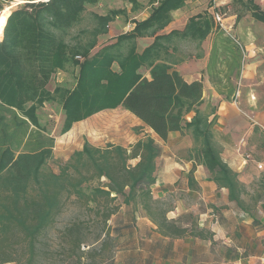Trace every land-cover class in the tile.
Segmentation results:
<instances>
[{
  "label": "trees",
  "instance_id": "trees-1",
  "mask_svg": "<svg viewBox=\"0 0 264 264\" xmlns=\"http://www.w3.org/2000/svg\"><path fill=\"white\" fill-rule=\"evenodd\" d=\"M27 1L30 3L4 13L9 17L0 42V264H10L22 242L29 255L27 264L31 262L36 241L53 224L63 198H72L101 217L104 237L114 234L113 242L120 250L134 245L132 201L150 202L160 145L149 136L139 139L129 151L120 145L109 143L102 148L85 141L58 173L44 172L52 145L39 127L37 109L48 102L62 107V134L80 120L118 107L139 118L161 141L171 132L189 133L195 144L193 160L209 171L215 184L228 190L229 199L240 207L244 204L246 187L223 161L212 139L215 118L208 121L209 115L198 108L203 83L185 81L173 70L176 61L167 51L175 41L203 42L214 26L210 14L189 17L180 32L155 35L186 0H149L155 4L147 18L135 21L131 31L92 52L97 37L106 34L107 24L126 12L123 8L94 14L89 38L82 41L77 37L73 44L65 37L81 20L86 6L100 0ZM129 2L135 5L136 0ZM232 2L244 4L255 20L264 22V13L252 0ZM78 32L77 36L85 33ZM143 36H153L154 41L138 52L136 38ZM232 49L227 39L216 35L209 63L214 64L221 52L232 54ZM237 66L236 62L230 64L232 70ZM69 67L78 70L74 86L57 85L48 91L51 75ZM190 113L194 115L188 121ZM131 159L137 162L131 165ZM260 185L264 187V183ZM122 206L128 210L124 214L120 213ZM112 215L122 216L123 221L111 227L107 223ZM65 231L74 236L72 247L82 253L86 242L80 227L71 224ZM126 260L125 264H136L133 254ZM107 264L116 263L112 259Z\"/></svg>",
  "mask_w": 264,
  "mask_h": 264
},
{
  "label": "crops",
  "instance_id": "crops-1",
  "mask_svg": "<svg viewBox=\"0 0 264 264\" xmlns=\"http://www.w3.org/2000/svg\"><path fill=\"white\" fill-rule=\"evenodd\" d=\"M206 1L186 0L171 12V20L155 35L180 32L189 17L203 12L213 15L215 8L231 9L233 3L212 0V6L196 8ZM148 2L149 12L136 21L149 16L155 3ZM131 25L132 30L134 22ZM215 35L214 25L199 44L198 54L187 59H177L186 40L171 43L167 51L176 61L172 68L187 82L203 83L198 108L209 115L208 121L215 118L212 139L221 158L246 188L254 183L260 185L264 183V93L258 87L255 66L239 64L232 70L233 67L225 68L220 62L209 63ZM238 35L243 37L244 32ZM136 41L137 51L141 52L154 39L143 36ZM144 71L143 75L149 78L148 71ZM125 113L135 117L127 110ZM193 115L188 114L186 119L189 121ZM138 122L146 127L139 118ZM146 128L160 145L156 180L149 204L141 199L132 201L130 231L134 245L116 248L118 256L114 263L125 264L128 255L133 254L136 264H264V200L250 206L244 202L240 207L229 199L228 190L215 184L209 171L193 160L195 144L189 133L171 132L166 141H161ZM139 135L133 144L143 138ZM120 211L124 214L128 210L122 206ZM111 217V227L123 218Z\"/></svg>",
  "mask_w": 264,
  "mask_h": 264
},
{
  "label": "rangeland",
  "instance_id": "rangeland-1",
  "mask_svg": "<svg viewBox=\"0 0 264 264\" xmlns=\"http://www.w3.org/2000/svg\"><path fill=\"white\" fill-rule=\"evenodd\" d=\"M33 1L46 2L47 0ZM248 1L243 0V3H248ZM26 3H30V1L0 0V12L3 11L2 14L5 16L4 13L10 8L11 13L17 7ZM148 3V0H136L135 5H132L129 0H100L95 5L86 6L81 20L69 31L65 41L74 44L77 37L82 41H86L89 38V31L95 25L94 14L106 15L109 10L123 8L126 12L120 13L110 21L107 24L106 34L97 37V45L92 50V52H95L99 47L115 41L121 33L131 31V24L149 12ZM213 4L212 0H207L204 4L198 3L196 8L202 10ZM254 4L264 13V5L260 0H255ZM4 6L6 7L4 8ZM230 8H215V12L219 14L221 19L226 18L223 21L221 20V24L216 23L213 15L210 14L212 23L216 27V35L227 39L233 47L232 52L234 51L232 54L221 52L215 61L220 62L225 68L230 67V64L235 62L241 66H255V76L260 82L258 87L264 93V22L255 20L248 8L240 2L231 3ZM139 12L141 15L138 14ZM79 30H84L85 33L77 36ZM242 32H244L243 37L238 35ZM2 39L3 35L0 33V42ZM182 45V51H180L177 59L192 58L199 52V44L196 41L186 40L182 42ZM78 58L80 56H77ZM77 71L76 68L69 67L64 71L52 74L46 85L47 90L53 91L57 85L72 88ZM142 73L144 74L146 71L143 70ZM237 78L238 75H236V80ZM37 116L45 141L49 143L51 140L52 145V155L44 166V172L58 173L59 167L65 165L70 155L74 151L80 150L85 141L102 148L109 143L120 145L129 151L134 139L139 134L143 138L150 135L148 128L140 122L137 123L135 117L125 113V109L121 108L95 113L93 116L73 124L69 131L64 134L61 133V128L65 115H63L60 103H45L37 109ZM136 161L131 159L128 163L134 165ZM101 181H104V179H101ZM242 198L245 204L249 206L255 204L258 200H264V187L258 183L251 184L245 189ZM63 203L64 205L55 216L53 224L38 237L36 253L29 264H107L108 261L115 259L118 254L114 244L115 241L113 242L112 235L114 234L110 235L109 238L104 237L105 231L103 230L101 217L95 215L85 205L74 201L72 198H63ZM71 224H77L80 227L81 238L86 242L81 246L82 253L72 247L74 236L67 234L65 231L67 226ZM107 224L111 225L112 221L110 220ZM97 237L99 239L95 242ZM18 248V251L12 255L13 261L9 263L27 264L29 255L25 244L22 242L21 247Z\"/></svg>",
  "mask_w": 264,
  "mask_h": 264
},
{
  "label": "built area",
  "instance_id": "built-area-1",
  "mask_svg": "<svg viewBox=\"0 0 264 264\" xmlns=\"http://www.w3.org/2000/svg\"><path fill=\"white\" fill-rule=\"evenodd\" d=\"M261 1V3L264 5V0H260ZM9 16H4L1 12H0V21H2V23H0V31H1V35H3V31H4V26H5V24H6V21H7V18H8ZM213 19L215 20V22L216 23H218V24H221L220 22H221V17L219 16V14L217 13V12H215L214 14H213ZM253 99V98H252ZM263 122H264V120H263ZM258 167H260V166H258Z\"/></svg>",
  "mask_w": 264,
  "mask_h": 264
},
{
  "label": "snow or ice",
  "instance_id": "snow-or-ice-1",
  "mask_svg": "<svg viewBox=\"0 0 264 264\" xmlns=\"http://www.w3.org/2000/svg\"><path fill=\"white\" fill-rule=\"evenodd\" d=\"M0 23H2V21H0Z\"/></svg>",
  "mask_w": 264,
  "mask_h": 264
}]
</instances>
